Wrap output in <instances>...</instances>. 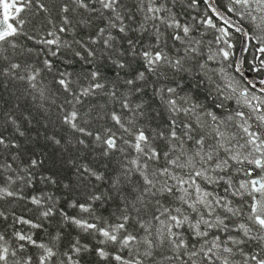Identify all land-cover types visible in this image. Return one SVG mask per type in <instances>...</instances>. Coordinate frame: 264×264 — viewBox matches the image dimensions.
Wrapping results in <instances>:
<instances>
[{"label": "trees", "instance_id": "obj_1", "mask_svg": "<svg viewBox=\"0 0 264 264\" xmlns=\"http://www.w3.org/2000/svg\"><path fill=\"white\" fill-rule=\"evenodd\" d=\"M217 6L225 13L230 15L235 21L239 22L253 37L264 35L256 27V23L250 24L251 19L245 18L238 12H228L229 7H233L230 0H215ZM89 11L79 7L73 0H31V3L19 13L23 18V34L13 37L17 47L12 48L11 45H4L6 51L0 54V136H3L9 143L15 142L19 148H4L0 145V165L11 164L12 168H0V187H9L10 181L8 177L16 180V183L11 184L10 190L20 192L25 199L15 197H6L0 199V211H3L7 217L0 216V234L5 237L7 246L9 247L8 264H15L17 260L20 264L28 257L32 258V264H40V256L43 254L42 249L26 244L25 249H19V245L23 242L15 237L16 231H23L33 235V239L38 242L47 243L57 253L49 264H70L68 256L65 253L73 255L74 260H79L80 264H118L114 259L115 255H120L125 259L132 260L136 258L135 250L131 252L129 249H120L117 245L101 244L99 241L103 239L98 235H88L82 233L74 225L66 224L63 218L57 213L47 219L40 216L41 209L30 203L32 196L53 195L58 203L57 209L63 208L69 215H80L87 217V213H80L79 209H73L69 206L71 201L78 203H89V196L93 191L108 190L111 192V181L124 171V166L132 167L130 161L136 157L137 153L134 148L130 147L125 141H134V136L125 132L112 119V114L115 112L121 117L122 122L132 128L135 132L142 128L150 137H155L152 140V145L161 153V160L149 161L153 168L163 167L166 161L163 158V153L170 150L168 140L158 137L159 132H164L165 135L170 131V114L166 108L160 103L159 98L153 94V90L160 87L174 85L176 82L180 84L183 93L191 95L195 100L203 105L209 111L215 112L221 119H226L229 113L237 109V104L234 100L223 101L225 107L219 108L217 105L221 100L216 98L214 92H209L208 85L204 82L198 83V77L191 73H177L174 77L170 74L167 79L163 76L157 78L148 73L147 85L142 93H131L130 87L125 85V80L133 79L140 71H146L142 56L132 55L128 41L131 39L136 43L137 49L147 50L152 47L156 41L155 28L158 27L164 34L161 37L162 44L166 50L175 56H184V48L187 46L172 39L174 29L169 28L167 23H161L159 19L146 20L149 0H119L117 9L124 17V23L127 25L126 33H121L118 28L110 27V19L115 20V13L111 10L103 9L100 3H94L93 0H85ZM157 6L162 7V11L157 15L163 17L165 21L171 20L173 16L180 21L181 24L189 25L192 28V37L200 41L199 45H193L200 49L201 54L196 55V62H205L219 72L225 70L229 75L239 81L242 87H246L249 93H254L245 84L242 77L234 71V62L237 51L241 44V36L236 32H231L229 42L232 44L231 57L228 60L218 58L217 60H208L209 55L218 52L220 48H224L225 44L218 43L217 37L220 33L210 27H206L203 21L206 18H211L218 27H223L221 23L212 15L208 5L204 0H197L193 4V0H155ZM44 5L41 9L40 5ZM67 6L69 11L63 12V8ZM237 7V6H236ZM256 16L260 13L255 12ZM69 19L68 24H64V17ZM248 19V20H247ZM15 19L12 23L15 24ZM119 24V21H115ZM258 22V21H257ZM144 25V28H141ZM67 29L65 32H60L61 27ZM155 26V27H154ZM101 28L106 30L104 36H98ZM146 29V30H145ZM52 31L58 35L62 42L57 55L53 56L52 52L57 51L55 46L44 45L37 41L42 39H53L48 36V32ZM111 33L115 40V50L106 49L103 45V40L106 39L107 33ZM180 35H183L180 32ZM35 39H29V37ZM92 39H96L97 43H91ZM82 41L89 48L95 51V58L88 57L90 63H85L79 57L75 56V51H80L85 57L88 56L87 51L80 43ZM66 45H71L67 47ZM260 44L257 39L249 40V47L245 56L244 66L248 72L259 80L264 81V65L260 64V60L264 59L258 51ZM31 50V51H30ZM124 54L121 55L120 53ZM48 60L52 64V71H49L45 66L44 61ZM119 60L128 65L124 69H119L113 61ZM71 61V63H69ZM189 61L195 70H198L199 64ZM18 63L20 69L11 70V64ZM229 65H231L229 67ZM260 70H257V69ZM9 70L12 74H5V70ZM39 69L40 75L37 77L36 83L39 88L45 89L47 99H41L37 89L30 86L27 79H19L20 76H28L34 70ZM98 70L101 73L100 82L104 83V89H98L95 94L90 96H82L81 103L76 104V110L81 114V118L77 121L80 127L85 128L93 135L88 136L74 131L68 124L64 123L63 117L65 110L70 112L73 105L66 103V100H72V96L65 92L63 87L57 82L60 79V72L71 73L73 83L70 85L75 93H79L82 86H87L90 82L89 72ZM171 73V70H168ZM219 79V76L217 77ZM78 81V82H77ZM143 82H137L141 84ZM116 86L117 96L112 97L111 91L113 86ZM258 95V94H257ZM261 97V96H260ZM127 100L131 109L124 108L123 102ZM143 103L145 111L144 116L139 115L136 111V105ZM63 106V108L61 107ZM249 112L248 108L242 109ZM10 118H14L17 122L12 124ZM184 117L178 118L177 132L183 135L185 129L179 126L183 123ZM210 120V118H209ZM255 122V121H253ZM24 132L20 136L16 131V127ZM111 131H108V130ZM115 134L117 140V149L108 150L109 154L104 155L107 150V145L97 141L95 136L99 134L106 139L108 136ZM201 130L197 128L193 133L194 137L199 136ZM54 138V139H53ZM84 140L85 144H80V140ZM186 139V137H185ZM59 140L60 143H55ZM179 144V142H175ZM212 144L211 138L207 141ZM186 147L195 148L193 141H188ZM120 149H123L121 151ZM220 155H224L223 152ZM33 159L41 161L38 167L31 168ZM231 168L226 173H217V175L231 174V178L238 187L239 182L247 180V177L242 171L236 169H252L254 176L261 175V170L252 164L245 163L243 165L236 162H230ZM88 165L98 172L104 173L106 180L96 181L94 178L90 181H82L77 169L83 170V166ZM25 169L31 171L35 177L31 185L18 177H27ZM179 171V170H177ZM53 177L57 183L45 182L42 177ZM163 179V177H161ZM133 182L137 188L143 187V180L138 173L132 176V182L124 185V191L129 196L128 212L131 215L127 231L131 232L140 238L145 236L144 230L140 227L139 220L151 222L154 227L158 226V222L153 220L154 215H159L157 205L154 203L156 197H146L149 201L148 206L137 204L140 212L137 213L131 206L132 199L137 195L133 191ZM68 187H65V185ZM96 185L97 187H93ZM209 191H214L221 196L227 195L232 201L233 207L242 208L245 210V215L240 217L231 216L225 213L222 209H217L222 216L228 215L226 221L230 225L239 222L249 223L246 219L247 201L250 197L230 195L225 193L226 184L219 185H203ZM166 206H173L176 202L170 197H158ZM124 203L116 193H112V199H106L103 203L97 201L93 207L96 209V214L102 219L111 224L122 222L118 217L126 214L124 211ZM190 211V210H189ZM195 215V214H193ZM16 217H24L36 223H42L43 227L33 229L29 225L14 223ZM185 239L190 243L195 244L196 240L192 237V232L189 229H184ZM57 233L61 234L60 240H55ZM237 236L239 233L233 231L230 233L213 231L212 235H220L222 239H226L227 235ZM79 238L83 244L90 247V251L81 252L78 256L72 253V244ZM153 239L155 237L153 236ZM210 239V237H209ZM4 243L0 241V244ZM157 244L159 242L157 241ZM231 246V245H229ZM139 258L144 261V264H181L179 260L172 262L163 259L165 256L173 255L171 246L165 243L162 247H157L154 252V258L148 259L143 256V250L146 246L140 245ZM244 251L251 254L260 252L264 256V246H261L255 241H250L241 245ZM104 248L109 256L102 259L97 255V249ZM15 250L16 256L13 257L11 252ZM222 255H228L223 253ZM184 259H187L185 256ZM244 257L236 250V255L231 257L234 262L243 261ZM0 264H3L0 261ZM220 264V261H216ZM249 264H255L254 261H249Z\"/></svg>", "mask_w": 264, "mask_h": 264}, {"label": "snow or ice", "instance_id": "obj_2", "mask_svg": "<svg viewBox=\"0 0 264 264\" xmlns=\"http://www.w3.org/2000/svg\"><path fill=\"white\" fill-rule=\"evenodd\" d=\"M93 2L100 3L103 9L111 10L115 13V20L110 19L109 21L110 27L118 28L121 33H126L127 25L124 23V17L120 15L117 9L119 0H93ZM196 2L197 0H193V4H196ZM206 2L209 3V7L212 8L214 14L227 26L218 27L211 18H206L203 21L206 27L214 28L220 33L217 37V42L227 45L226 48H220L218 52L209 55L208 60L214 61L222 57L226 61L232 55L230 51L232 44L229 42L231 33L228 29L235 28L236 31H243V29L236 27L227 16L215 8L211 0H206ZM230 2L233 7H229L228 12H238V7L236 6H239V9L244 10L240 14L244 15L246 13L251 16L252 21L256 23V27L261 33H264V0H230ZM30 3L31 0H19L18 6L17 2L9 3L8 0H0L3 8L2 18H0V54L6 51L4 47L6 44L11 45L12 48L17 47L15 41L11 38L23 34V18L19 16V13ZM73 3L89 11H95V9H89L85 0H73ZM40 7L43 9L44 5L41 4ZM162 10V7L156 5L155 0H149L146 11L147 13H151V15H146L145 19H159L161 23H167L169 28H173L175 31L172 39L187 45L184 48V56L173 57L170 55L166 48L162 46V44H166V41L161 40L164 34L158 27L155 28L156 41L147 50L141 49L138 51L136 43L130 39L128 41L130 51L134 56H142L146 71H140L133 79L125 80V85L132 86L129 91L131 93H142L144 87L147 85L148 73H152L157 78L163 76L165 79L170 74L174 77L177 73H191L199 78L198 83H206L209 92H214L216 98L221 100L217 107L222 109L225 107L223 101L234 100L238 106L237 109L229 113L226 119H221L215 112L209 111L198 103L194 97L183 93L178 82L167 87L154 88L153 94L159 98L160 103L170 114L169 134L165 135L164 132L157 134L159 138L168 140L170 144V150L163 153L166 163L162 168H153L149 164V161L158 162L161 160V153L152 145V140L155 137L150 138L142 128L134 132L114 112L112 119L125 132L134 136V141H125V143L134 148L137 155L130 161L132 167L125 165L124 171L111 181L110 188L112 191H93L88 198L89 203L70 202L69 206L71 208H78L80 213H87V217L69 215L63 208L57 209L58 200L53 195H48L47 197L43 195L32 196L30 203L41 209L40 216L44 219L58 213L63 218L64 223L74 225L82 233L103 237L99 241L101 244L111 243L117 245L120 249H129L130 252L133 249L135 250L136 258L132 260L115 255L114 259L118 264H144V261L139 258V246H146L142 254L151 260L154 258V252L157 247H162L165 243L169 244L173 251V255L163 257L164 260L169 262L179 260L181 264H216V261H220V264H237V262L231 260V257L236 255V250L238 249L239 254L244 257L243 261L239 262V264H249V261H254L255 264H264V256H261L259 251L250 255L244 251L243 247H240L250 241H255L264 246V174L257 177L253 175L252 169H236V171H242L249 177L247 180L240 181L238 187L231 178V174L217 175V173L228 172L231 168L230 162H236L240 165L245 163L252 164L256 168H259L261 173H264V98L250 94L246 87H242L240 82L235 80L225 70L221 69L217 72L211 68L207 61L202 63L196 62V55L201 54V52L198 47H194L193 45H199L201 42L192 37L191 26L181 24L175 16L171 20L165 21L163 17L157 15ZM68 11L69 8L65 6L63 12L67 13ZM254 12H258L260 15H253ZM13 19L16 21L15 24L11 22ZM115 21H119V24ZM68 23L69 19L65 16L64 24ZM141 28H144V25H141ZM59 31L65 32L67 29L62 26ZM105 32L106 30L101 28L98 36H104ZM180 32L183 35H180ZM47 35L52 36L53 39L45 38L37 42L55 46L57 51L52 52V55L55 56L62 44L66 42H62L61 38L52 31H49ZM245 35L249 40L257 39L260 44L257 51L264 56V35L259 37H253L247 33ZM29 39L35 38L30 36ZM114 40L115 37L110 32L107 33L106 39L103 40L104 47L115 50ZM77 43H80L85 48L88 56L85 57L78 50L75 51V56L79 57L86 64L90 63L91 61L88 57L95 58V51L86 44H83L82 41H77ZM91 43L95 44L97 40L92 39ZM66 46L71 47V45ZM120 54L123 55L124 53L121 52ZM189 61L198 63V70H195L189 64ZM44 63L48 70L52 71L51 62L45 60ZM113 63L119 69L128 67L127 64L119 60L113 61ZM260 64L264 65V59L260 60ZM20 68L21 65L18 63L11 64V70L13 71ZM169 69L171 73L168 71ZM240 70L238 67L237 71ZM257 70L260 69L258 68ZM5 74L12 73L6 69ZM39 75L40 70L36 69L30 75L20 76L19 79H27L30 86L38 90L41 99H47L45 89L39 88L36 83ZM71 75L68 72H60V79L57 81L64 91L72 96V100H66V103L73 105L72 110L70 112L65 110L63 120L74 131L91 136L93 135L91 132L80 127L77 123L81 118V114L76 110L75 105L81 103L80 98L82 96L93 95L98 89H104L106 85L100 82L101 73L98 70H93L89 72L90 82L87 86H82L80 92L77 94L70 86L73 83ZM218 76L219 79H217ZM138 81L143 83L138 85ZM261 83H264V81H261ZM110 94L112 97L117 96L115 85ZM61 107L63 108V106ZM123 107L131 109V105L127 100L123 102ZM243 108H248L249 112L243 111ZM140 109H144L143 103L136 105V111ZM139 115L144 116L145 111H139ZM181 116L185 118L183 123L179 125L185 129L183 135H180L176 130L179 122L178 118ZM10 122L12 124L17 123L14 118H10ZM197 128L201 130L202 134L194 137L193 133L196 132ZM16 131L20 136L24 135V132L18 126L16 127ZM108 131L111 130L109 129ZM209 138L213 141L212 144L207 143ZM95 139L107 145L104 155L109 154L108 150L117 149V140L114 133L106 139L97 134ZM177 141L179 144L175 143ZM188 141H193L195 148L186 147ZM55 143L59 144L60 141L55 140ZM79 143L85 144V141L81 139ZM0 145L4 146V148H19L18 144L15 142L9 143L3 136H0ZM120 150L123 151V149ZM221 152L224 155H220ZM40 163L41 161L33 159L30 167L36 168ZM2 167L11 169L12 165H0V168ZM25 171L27 172V177H18V179L31 185L35 177L31 171L27 169ZM77 171L82 181H90L93 178L96 181L106 180L104 173L98 172L88 165H84L82 171L79 168ZM136 173L143 180V187L137 188L136 183L133 182L132 190L136 191L137 195L132 199V208L139 213L140 208L137 207V204L147 207L149 201L146 200V197H156L157 199L154 200V203L158 206L157 211L159 212V215L153 216V220L158 222V226H155L154 232L152 231L154 225L151 222L141 221L139 217L137 218L140 227L145 232L143 238L127 231L131 215L128 212L129 196L124 191V185L132 182V176ZM42 179L52 184L57 183L53 177L45 176ZM8 180L10 181L9 187H0V199L6 197L25 199L20 192L10 190L11 184L16 183V180L12 177H8ZM221 183L227 185L224 189L225 193L241 197L247 195L250 197V200L246 202L248 209L246 219L249 223L239 222L230 225L226 222L229 216H222L217 212V209H222L225 213L234 217L245 215L244 209L231 206L232 201L227 195L221 196L203 186L205 184L211 186ZM65 187H68V185L66 184ZM93 187L97 186L93 185ZM112 193H116L125 201L124 211L126 213L118 217L122 222L114 225L104 221L101 216L97 215L96 209L93 207L97 201L103 203L106 199H112ZM160 196L170 197L176 203L173 206H166L158 198ZM0 216H4L7 219L3 211H0ZM16 222L29 225L33 229L43 227L42 223H36L24 217H16L14 223ZM186 228L191 230L192 237L196 240L195 244L190 243L189 240L184 238L185 232L183 230ZM213 231H222L224 233L235 231L239 235L233 236L229 234L226 239H222L220 235H212ZM153 236L155 239H153ZM15 237L23 242L19 245V249L22 251L25 249L26 244H32L42 249L43 254L40 256V264H49L53 257L57 255L53 247H50L47 243L36 241L30 233H25L22 230L16 231ZM60 238L61 234L57 233L54 239L60 240ZM0 241L4 242L0 244V261L3 264H8L9 247L2 234H0ZM157 241L159 244H157ZM90 250L89 245L83 244L79 238L72 244V253L77 256L81 252ZM223 253H227L228 255H222ZM11 255L15 257L16 251L13 250ZM65 255L68 256L70 264H80L79 260L73 259V255L67 252ZM97 255L102 259H106L109 253L104 248H99L97 249ZM185 256L187 259H184ZM15 264H20V261L17 260ZM24 264H32V258L28 257L24 261Z\"/></svg>", "mask_w": 264, "mask_h": 264}, {"label": "water", "instance_id": "obj_3", "mask_svg": "<svg viewBox=\"0 0 264 264\" xmlns=\"http://www.w3.org/2000/svg\"><path fill=\"white\" fill-rule=\"evenodd\" d=\"M206 1V0H205ZM209 6V3L206 2ZM212 5L217 8L222 14H224L225 16H227L234 25H236V27H239L241 29H243V31H236L235 28H230L229 30L234 31L239 33L242 36V43L241 46L238 50L237 53V58H236V63H235V71L237 74H239L243 79L244 82L249 86L250 89L256 91L259 94L264 95V83H260L250 72H247L246 70H244V58L247 52V48H248V39L245 35L246 31L245 29L238 23H236L234 20H232L227 14H225L224 12H222L218 6L216 5V3L214 2V0H211ZM211 13L213 14V16L220 21L225 27H227L223 21L221 19H219L214 12L212 11V8L209 7ZM240 68V71H237V68Z\"/></svg>", "mask_w": 264, "mask_h": 264}, {"label": "rangeland", "instance_id": "obj_4", "mask_svg": "<svg viewBox=\"0 0 264 264\" xmlns=\"http://www.w3.org/2000/svg\"><path fill=\"white\" fill-rule=\"evenodd\" d=\"M8 2L9 3H12V2H15L14 0H8ZM238 7V13L240 14L241 12H243L244 10L243 9H239V6H237ZM255 7V6H254ZM3 13V8H2V4H0V14H2ZM255 14V12L253 13V15ZM245 15V14H244ZM249 18V19H251V21H250V24L252 25V24H254V22L252 21V18H251V16H249V15H245V18ZM248 20V19H247ZM224 48H226L227 47V45H224L223 46ZM222 58V57H221ZM250 94H253V93H250ZM254 95H256V94H254ZM256 96H261L262 98H264V96L263 95H261V94H259V95H256ZM254 103H255V101H254ZM254 166V165H253ZM260 174H264V173H261L260 172Z\"/></svg>", "mask_w": 264, "mask_h": 264}, {"label": "bare ground", "instance_id": "obj_5", "mask_svg": "<svg viewBox=\"0 0 264 264\" xmlns=\"http://www.w3.org/2000/svg\"><path fill=\"white\" fill-rule=\"evenodd\" d=\"M205 1V0H204ZM214 2L216 3V1L214 0ZM205 3H206V1H205ZM207 4V3H206ZM208 5V4H207ZM217 5V4H216ZM209 7V6H208ZM210 10V9H209ZM211 12V11H210ZM246 14V13H245ZM213 15V14H212ZM237 23H239V22H237ZM245 59V58H244ZM245 61V60H244ZM244 70H246L245 69V66H244ZM247 71V70H246ZM258 79V78H257ZM252 93V92H251ZM264 96V95H263Z\"/></svg>", "mask_w": 264, "mask_h": 264}]
</instances>
